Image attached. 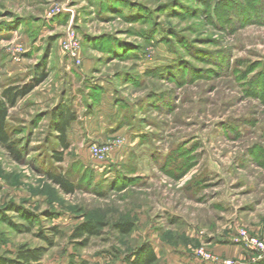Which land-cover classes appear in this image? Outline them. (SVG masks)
I'll list each match as a JSON object with an SVG mask.
<instances>
[{"label": "rangeland", "instance_id": "obj_1", "mask_svg": "<svg viewBox=\"0 0 264 264\" xmlns=\"http://www.w3.org/2000/svg\"><path fill=\"white\" fill-rule=\"evenodd\" d=\"M41 73L9 110L10 147L0 143V255L26 244L46 248L42 264H129L146 245L153 264H218L200 249L255 261L241 232L264 241V0H0V89ZM99 84L113 101L97 106ZM62 107L77 120L58 161ZM83 221L100 223L84 246L71 236Z\"/></svg>", "mask_w": 264, "mask_h": 264}, {"label": "trees", "instance_id": "obj_2", "mask_svg": "<svg viewBox=\"0 0 264 264\" xmlns=\"http://www.w3.org/2000/svg\"><path fill=\"white\" fill-rule=\"evenodd\" d=\"M158 69L163 68H151L146 70L147 73H155ZM45 74L41 73L35 79L27 84H10L0 89V143L10 147V132L8 129V117L9 110L14 106L19 98L25 97L29 94L35 85L39 84ZM101 90V87H99ZM53 121L57 134L60 135V142L62 151L55 154L54 157L58 160H62V154L68 149L69 144L67 140L66 131L70 125L77 120V115L71 108L62 107L57 108L52 113ZM13 156L20 160L21 154L19 150L11 148ZM48 178L51 179L55 184L60 186L64 192L72 193L75 190V185L67 177L62 174L48 173ZM100 223H94L92 221H83L79 223L72 232V238L78 240V243L82 246L89 242L92 236L98 235ZM133 225L130 222L115 223L114 228L120 233L127 234L131 231ZM48 244L52 245V240L46 238ZM46 248L42 246L30 247L26 244L19 245L12 257H5L0 255V264H42L41 259ZM157 260V256L150 246L142 245L133 253L127 257L129 264H153ZM67 264H89L85 260L77 261L74 256H71ZM236 264V263H235ZM248 264H264V258L248 263Z\"/></svg>", "mask_w": 264, "mask_h": 264}, {"label": "built area", "instance_id": "obj_3", "mask_svg": "<svg viewBox=\"0 0 264 264\" xmlns=\"http://www.w3.org/2000/svg\"><path fill=\"white\" fill-rule=\"evenodd\" d=\"M77 41L76 37L73 33V31H67L64 38L62 39V49L64 53L68 56L70 60L76 63V65H80V58L77 53ZM20 52L17 51L16 54H19ZM107 152L108 149L106 147H101L96 144H91L89 147V153L94 158V160L102 162L107 160ZM242 236V242L250 250H254L257 252L258 257L255 259V261L263 259L264 258V241L261 239H258L257 237L248 235L245 231L241 232ZM198 257L206 262H218V264H235L231 262L230 260H221L217 261L214 256L205 253L202 249H200L198 252Z\"/></svg>", "mask_w": 264, "mask_h": 264}, {"label": "crops", "instance_id": "obj_4", "mask_svg": "<svg viewBox=\"0 0 264 264\" xmlns=\"http://www.w3.org/2000/svg\"><path fill=\"white\" fill-rule=\"evenodd\" d=\"M75 71H77L78 72V74H80L81 76H83V74L82 73H80L78 70H77V68H75L74 69ZM73 73V72H72ZM89 87L91 86V84H89L88 82L86 83ZM102 88H101V97H100V102H98L96 105L98 106V105H104V101L106 102L107 101V99H113V97H112V92H111V89L109 88V87H106L105 85H102V84H99ZM110 95H111V97H110ZM107 98H106V97ZM113 101V100H112ZM108 103H110V102H108ZM110 106H113V103L110 105ZM109 106V107H110ZM108 107V108H109ZM115 125L114 124H110L108 127L109 128H113ZM242 256V255H241ZM186 260H189V259H186V257L184 256V255H182L181 257L179 256V255H177V257H175L174 258V262L176 263V264H184V262H186ZM190 261V263H194V262H196L197 264H201L200 263V260H198V259H193V260H189Z\"/></svg>", "mask_w": 264, "mask_h": 264}]
</instances>
